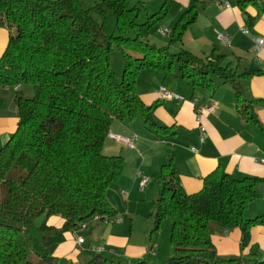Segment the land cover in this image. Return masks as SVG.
Wrapping results in <instances>:
<instances>
[{"label":"trees","instance_id":"obj_1","mask_svg":"<svg viewBox=\"0 0 264 264\" xmlns=\"http://www.w3.org/2000/svg\"><path fill=\"white\" fill-rule=\"evenodd\" d=\"M162 12L140 23V8L128 0H0V26L10 30L0 58V85L35 89L33 98L17 91L18 128L0 149V264H52L51 255L40 263L32 257L30 226L42 215L62 217L63 230H77L95 216L116 218L107 192L124 173L126 160L104 151L112 123L143 116L148 129L172 133L155 120L157 104L147 106L138 93L143 70H162L212 90L217 87L211 75L217 74L236 89L243 117L264 104V99L241 97L237 79L253 72L236 77L222 66V55L203 59L186 49L172 52L149 43L146 36ZM195 17L183 15L173 40L182 38ZM114 46L124 55L122 77L112 67ZM154 177L163 184L154 231L164 218L173 221L176 253L167 264H264L251 256H220L211 232L212 222L226 231L241 228V245H248L251 228L264 223V215L246 216L264 178H236L220 167L204 178L200 191L186 193L173 163ZM67 264L119 263L97 255ZM130 264L154 263L136 259Z\"/></svg>","mask_w":264,"mask_h":264},{"label":"crops","instance_id":"obj_2","mask_svg":"<svg viewBox=\"0 0 264 264\" xmlns=\"http://www.w3.org/2000/svg\"><path fill=\"white\" fill-rule=\"evenodd\" d=\"M135 6L140 8V17L144 16L145 21L163 10L161 18L152 26H156L158 35L160 28L171 29L170 43L162 46H176L175 52L186 49L203 59L213 53L222 55V66L236 73V77L253 72L237 79L241 97L249 101L264 99V46L258 48L253 40V36L264 38V0H139ZM185 14H196V17L184 29L182 38L173 40L174 29ZM152 28L146 39L157 45L151 40ZM244 28L250 29V34H245ZM219 33L228 35L230 43L221 41ZM9 37L10 30L0 26V58ZM218 77L221 82L217 84L213 79L217 88L212 90L192 87L183 78L162 70L145 69L140 73L138 93L147 106L157 104L153 112L155 120L171 127L172 133L148 129L143 116L115 120L104 151L108 155H122L126 160L124 173L107 192L108 200L117 211L116 219L89 220L86 229L63 230L62 217L40 216L30 226L34 250L36 241L42 243L43 254L40 248L37 252L39 263L44 255L54 257L52 264L85 263L97 255L112 258L119 264H130L136 259L158 262L165 257L169 249L164 243V229L153 234L155 203L163 189L160 181H154V173L168 163L174 164L176 181L186 193L200 191L204 178L220 167L236 178H264L261 162L264 104L255 105L243 117L236 89ZM160 85L172 93L170 98L162 97ZM19 90L20 86L0 85V149L18 128L16 94ZM212 104L216 106L215 111H207ZM111 134L136 136L134 146ZM143 175L150 176L151 181L141 189ZM257 192L258 197L246 210V216L251 219L264 215V182L258 184ZM165 226L167 230V223ZM211 232L220 256L243 255L264 261V223L251 228V239L245 248L241 245V228L226 231L213 224ZM78 237L82 238L81 242Z\"/></svg>","mask_w":264,"mask_h":264},{"label":"rangeland","instance_id":"obj_3","mask_svg":"<svg viewBox=\"0 0 264 264\" xmlns=\"http://www.w3.org/2000/svg\"><path fill=\"white\" fill-rule=\"evenodd\" d=\"M129 3H130V6L133 7L135 6V4L137 3V1L139 0H128ZM138 22L142 23V22H145L144 20V16H141L139 17L138 19ZM152 37H151V40L152 42H154L155 44H157V46H162V45H167L170 43V39H171V33L168 34L167 36H162L160 33V35H158V33L156 32V26H154L152 28ZM129 36L131 37H134L135 36V32L134 30H130L129 32ZM178 47V45H177ZM170 50L172 52H175L177 49H176V46H171L170 47ZM111 63H112V67L113 69L115 70V72L120 76L122 77L123 76V73H124V69H125V59H124V55H123V52L122 50L117 47V46H114L113 49H112V52H111ZM213 79L215 80V82L217 84H219V82H221V79L218 77V76H213ZM14 87V86H13ZM20 92H22L24 94V96L28 97V98H33L35 96V89L32 85H29V84H22L20 85ZM111 135H114V134H111ZM117 136V135H116ZM120 136V135H119ZM154 181H159L158 179H156L154 177ZM264 206V205H263ZM98 220V219H97ZM101 221H104L102 219H99ZM91 221L93 222H96L94 221V219H91ZM91 222V223H93ZM106 222V221H105ZM155 223V222H154ZM166 223H167V230H166ZM213 224H217L216 222H212L211 225ZM172 225H173V221L170 217L168 218H164L160 224V227L157 231H154L153 234H156L158 233L162 228L164 229L165 231V246L167 248V251L169 249V253H167L165 255V257L161 258L158 262H155L153 261L154 264H167L168 261L173 257L175 256V253H176V248H175V244L172 242L171 240V232H172ZM155 226V225H154ZM34 227V226H33ZM155 228V227H154ZM36 245V250H34V253H33V258L35 261H37L40 257L38 256V248H40V254L42 255L43 254V251H42V243H39L38 241L35 242ZM170 248H171V251H170ZM38 252V253H37ZM152 262V261H150Z\"/></svg>","mask_w":264,"mask_h":264},{"label":"built area","instance_id":"obj_4","mask_svg":"<svg viewBox=\"0 0 264 264\" xmlns=\"http://www.w3.org/2000/svg\"><path fill=\"white\" fill-rule=\"evenodd\" d=\"M159 33L162 35V36H167L168 34L171 33V29H168V28H160L159 30ZM243 32L245 34H250V29L248 28H244L243 29ZM218 38L229 44L230 43V38L228 37V35L224 34V33H219L218 34ZM253 40L254 42L256 43L257 47L260 48V47H263L264 46V38H261V37H257V36H253ZM159 92L161 93L162 97L164 98H170L172 96V93L164 86V85H160V89H159ZM178 98H181L180 96L176 95ZM194 102L196 103L197 102V99L194 100ZM216 109V106L215 105H210L209 107H207V111H210V112H213L215 111ZM113 137L121 140V141H124L126 142L128 145L130 146H134V140L136 138V136L132 137V138H128V137H124V136H119V135H112ZM261 162L264 163V158L261 159ZM151 181V177L148 176V175H143L142 176V180L140 182V188L143 189L145 186H147ZM92 219H102L106 222H109L111 221L109 217H105V218H100L99 216H95L93 217ZM116 219V218H115ZM88 226V221L87 222H84L81 224L80 228L79 229H86ZM78 241L81 242L82 241V238L81 237H78Z\"/></svg>","mask_w":264,"mask_h":264}]
</instances>
